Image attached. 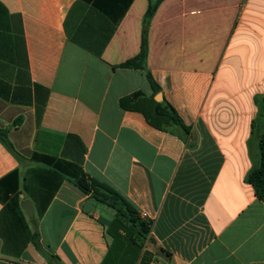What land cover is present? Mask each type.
<instances>
[{
    "label": "crops",
    "instance_id": "crops-1",
    "mask_svg": "<svg viewBox=\"0 0 264 264\" xmlns=\"http://www.w3.org/2000/svg\"><path fill=\"white\" fill-rule=\"evenodd\" d=\"M148 6L0 0V129L23 156L0 140V264H264V202L247 182L264 0H163L145 61L156 95L120 67L140 53ZM164 102L185 127L156 114ZM83 173L152 223L143 247L71 182Z\"/></svg>",
    "mask_w": 264,
    "mask_h": 264
},
{
    "label": "trees",
    "instance_id": "trees-1",
    "mask_svg": "<svg viewBox=\"0 0 264 264\" xmlns=\"http://www.w3.org/2000/svg\"><path fill=\"white\" fill-rule=\"evenodd\" d=\"M162 1L163 0H148L149 6L144 18L140 53L137 57L120 65L121 68L141 69L145 71L155 95L160 92V87L155 82L152 74L147 70L145 61L148 55L149 25ZM161 104L162 105L158 104L156 108L157 115L166 117L170 119L171 122H174L181 127H185L172 106L166 104L165 102ZM121 106H125V100L121 101ZM21 121L22 120L20 118L16 120V122H14V126L19 125ZM186 131H188V129H186ZM7 132V130L0 129V140L18 157H23L14 149L13 144L8 139ZM71 182L85 194H90L97 202L115 209L116 218L114 220V224L129 233L134 243L138 244L140 247L144 246L145 242L149 239L152 223L142 220L138 216L135 208L123 196L107 184L87 176L84 173L79 178H76ZM247 182L253 187L255 195L258 199L264 202V132L258 143V160L256 165L249 172ZM36 236L37 235H35L34 238Z\"/></svg>",
    "mask_w": 264,
    "mask_h": 264
},
{
    "label": "water",
    "instance_id": "water-1",
    "mask_svg": "<svg viewBox=\"0 0 264 264\" xmlns=\"http://www.w3.org/2000/svg\"><path fill=\"white\" fill-rule=\"evenodd\" d=\"M24 209L28 212L29 215H32V212H31V207H30V203L29 202H26L24 205H23Z\"/></svg>",
    "mask_w": 264,
    "mask_h": 264
},
{
    "label": "rangeland",
    "instance_id": "rangeland-1",
    "mask_svg": "<svg viewBox=\"0 0 264 264\" xmlns=\"http://www.w3.org/2000/svg\"><path fill=\"white\" fill-rule=\"evenodd\" d=\"M261 122H264V119H262V121ZM258 127L261 129V131H263L264 130V128H262V126L261 125H258Z\"/></svg>",
    "mask_w": 264,
    "mask_h": 264
}]
</instances>
